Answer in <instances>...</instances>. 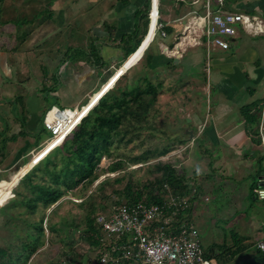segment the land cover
Returning <instances> with one entry per match:
<instances>
[{
    "label": "rangeland",
    "instance_id": "374dc122",
    "mask_svg": "<svg viewBox=\"0 0 264 264\" xmlns=\"http://www.w3.org/2000/svg\"><path fill=\"white\" fill-rule=\"evenodd\" d=\"M48 1L0 0V132L20 137L16 142H7L3 153L0 152V169L3 170H0V247H7L10 241L18 244L20 238L13 234H26L29 225L43 218L44 244L28 264H92V259L98 257L99 251L87 239L89 231L85 217L88 208L93 207L96 215L105 207L103 212H108L116 202L126 200V196L118 191L123 190L128 183L135 189L145 188V185L149 187L148 184L155 182L160 176L156 169L160 161L173 165L176 173L187 182L190 188L188 195L194 197L193 218L201 232L202 245L207 251H210L211 246L216 247L213 253L218 259L216 263L253 264L245 262L246 259L239 253L245 248L246 234H237L239 230L235 227L236 222L224 216L227 209L224 204L229 201L218 188L222 185L223 177L209 176L207 161L197 159L204 152L203 141L196 138L193 149L190 143L188 130H199L194 126L193 114L202 110L207 113V106L211 103L206 71L196 77L188 75L182 66L168 65L151 71H144L142 65L135 67L121 79L118 86L125 87L127 83H132L147 73L146 76L158 85L160 94L151 109L149 121L144 124L138 138L133 142L114 144L113 156L103 157L101 162L106 168L113 161L122 159L124 165L114 172L103 169L92 185L80 186L64 195L54 206L47 209L40 207L35 214H28L27 211L28 213L17 215L20 208L11 210V207H6L7 204H12L9 200L15 198L13 189L24 176V167L31 169L38 159L49 153V148L52 147V150L58 143L57 140L52 142V135L44 132L40 137L47 140L37 148L34 157L30 154L29 162L20 167V158L14 160L11 156L17 150L22 151L26 143H33L35 140L32 132H28V135L20 134L26 129L32 116L31 109L28 108L29 102L37 103L38 120L53 102L59 107L71 104L73 105L70 107H75L80 103H87L84 99L87 87L82 88V78H78L82 72L80 55L77 56V61H67L60 68V83L56 84L53 80L55 66L65 56L67 49H82V31L74 28V16H60L59 11L56 13ZM52 30L55 32L49 35ZM46 33L48 36L42 38ZM141 57V53L132 54L117 73L109 78V83L106 82L103 94L118 83L115 81L118 75L126 72ZM75 69L80 72L76 73ZM102 96L100 94L99 97ZM64 132L58 135L59 140L64 139ZM165 148H168L165 154L155 156ZM136 158L144 160H135ZM5 173L7 176L1 175ZM144 192L149 194L148 190ZM252 194L247 202L254 205L255 198ZM27 221L30 223L26 224ZM33 232L36 233L34 229L30 230V233ZM251 235L253 236L249 237V242H255L254 234ZM234 250L238 253L232 256Z\"/></svg>",
    "mask_w": 264,
    "mask_h": 264
},
{
    "label": "crops",
    "instance_id": "0c3cea01",
    "mask_svg": "<svg viewBox=\"0 0 264 264\" xmlns=\"http://www.w3.org/2000/svg\"><path fill=\"white\" fill-rule=\"evenodd\" d=\"M145 2L146 0H55L53 2L52 9L56 13L59 11L60 16L75 17L72 23H76L75 29L82 31V50L90 53L94 43L99 49L101 61L94 59V64L100 67L95 68L94 65L82 60V72L78 75L79 80L82 78V88L87 87L84 95L85 102L88 103L90 97L97 94L109 78L115 75L132 56L127 59V51L137 39L131 38L130 44H127L124 38L133 34L138 25H141L138 38L144 37L143 32L146 28L144 20H140L139 11ZM204 2L205 0L159 1L160 21L164 23V29L168 27L171 32L166 31V37L161 36L160 33L154 35L153 24L151 34L148 36L149 26L140 47L133 53H141L142 57L136 64L130 65L126 72L118 75L115 81L120 78L118 80L120 83L124 76L140 65L144 71L166 68L170 66L171 59H174L176 66H182L190 76L199 77L206 71L205 77L210 87L211 103L207 106V113L202 110L192 116L194 126L199 130L196 132L192 130L195 134L190 138L191 147L192 149L195 147L196 138L203 141L204 152L197 159L202 158L207 161L209 176L216 178L222 176L224 179L221 180L222 185L218 186L224 198L229 201L224 204L227 206L224 216L236 222L235 227L239 230L237 234H246L243 235L245 248L243 247L244 249L240 252L246 259L244 261L264 264V260L256 254L259 249L258 242L264 239V200L256 195V189L264 185V33L253 34L241 28L239 34L231 38L228 49L213 46L209 54L211 58H208L207 47L204 44L181 48L182 55L177 56L178 54L175 53L180 47L176 45L177 37L195 11L204 12ZM219 5L216 0H213L215 8ZM222 9L256 14L264 20V0H226ZM54 32L52 30L48 34ZM48 34L46 33L42 38ZM91 37L94 39L92 40ZM150 37L151 40H149ZM145 50L146 55H143ZM77 70L75 69L76 73L80 72ZM254 101L262 102L259 135L261 143L255 141L258 137L248 133L241 112L242 106ZM87 103H80L71 108H82ZM37 106V103L29 102L28 108L31 109L32 116L28 123V130L32 133L39 127ZM0 126L2 128V124ZM1 139L0 137V141ZM46 140L47 138L41 139L36 145L35 138L34 141L32 140L33 143H26L24 151L17 150L11 156L14 160L20 158L19 164L22 163L20 165L22 167L30 159V154L34 157L37 148ZM51 148H49L50 151ZM4 149L5 147L0 152L3 153ZM193 157L192 154L191 158ZM1 175L7 176V173ZM251 194L255 198L254 205L247 202ZM190 197L191 206L184 212L187 216L185 220L197 226L193 218L194 197ZM199 233L201 237L200 230ZM233 233L236 234L235 231ZM251 234H254L255 242H249V237L253 236ZM130 263L144 264L140 261H127L121 264Z\"/></svg>",
    "mask_w": 264,
    "mask_h": 264
},
{
    "label": "trees",
    "instance_id": "16d2710c",
    "mask_svg": "<svg viewBox=\"0 0 264 264\" xmlns=\"http://www.w3.org/2000/svg\"><path fill=\"white\" fill-rule=\"evenodd\" d=\"M55 0H49L48 4H53ZM161 0H158V3ZM152 8V0H146L144 6L139 11L140 20H144L145 32L147 34L148 28L151 23L150 10ZM48 11V9H45ZM43 10L42 12H45ZM25 21V20H24ZM160 21V18L158 19ZM141 25H138L133 34L124 38L127 44H130V39H137L133 46L127 51V59L140 47L143 38H138ZM168 33L171 30L166 27ZM52 39V38H51ZM93 40L94 37H91ZM80 48H68L66 54L61 58L55 66V74H53V80L55 83H60V68L66 64L67 61H77L80 55L81 60L91 63L93 67L98 64H94V59L101 61L99 49L96 43H94L91 52H85ZM146 50L143 55H146ZM86 55H83V54ZM76 54V55H74ZM67 56V57H66ZM150 60H148L149 62ZM100 63V62H98ZM169 64H174V59L169 61ZM100 65V64H99ZM108 80L107 84L109 83ZM116 82H119L118 79ZM115 85L103 94V88L99 90L97 94H93L90 97V101L86 104L84 110L87 114L82 118L78 126L72 133L66 134L61 142L57 138V142H60L49 153L38 160L34 166L29 169L25 166L24 176L15 185L13 194L15 198L9 200L12 204H7L6 207H11V210L20 208L19 214H35L40 207L45 209L50 208L57 204L59 200L66 194L73 192L80 186L92 185L96 179L99 178L100 172L103 169H108L110 172H114L120 169L124 165L122 159L115 160L108 166L103 167L101 163L103 157H112V147L116 143H122L126 141L133 142L138 138V134H141L144 124L149 121V114L152 107L158 101L160 89L149 76H143L132 83H127L125 87ZM100 94L103 96L100 98ZM53 105H57L55 102L51 103L39 120V127L32 134L36 138L35 144L38 145L41 141V134L44 132H51L47 129L44 123V115ZM262 102L254 101L242 106V115L245 119L246 129L248 133L258 137L256 142L261 143L259 139L260 135V122H261V110ZM28 126L20 134L28 135ZM31 133V132H30ZM134 133L136 135L134 136ZM129 134H131L129 136ZM129 136V138H127ZM0 150L6 147L8 141H16L18 135L13 134L7 136L5 132H0ZM168 151V148L163 149L157 155H163ZM135 160H144V158H136ZM28 162V161H27ZM26 162V163H27ZM156 169L160 172V176L156 178L155 182H150L145 188L135 189L131 183H128L126 187L118 191L126 196V200L118 201L116 203H133L139 200L146 202H162L165 195L168 193L165 185L170 188L171 194L175 196H188L190 197V188L183 177H180L173 165L169 163L160 162L156 165ZM184 181V182H183ZM159 185V186H158ZM158 186V187H157ZM258 186V185H257ZM148 190L149 194H145L144 191ZM193 197V196H192ZM191 198V197H190ZM115 203V204H116ZM106 209L103 208V212ZM94 208H88L87 216L85 217L88 231L87 239L95 244L97 247L100 244L99 236L101 234L100 228L97 225L96 213L94 214ZM100 213V212H99ZM177 223L186 221L187 216L182 213L177 216ZM13 219V217L11 218ZM30 222L27 221L26 224ZM34 229L36 233H30V230ZM18 240V244L10 241L7 247H0V264H28L31 257L38 251V249L44 244L43 236L45 235V228L43 225V218L36 223L29 225L26 230V234H13ZM216 250L215 246H211L210 251L206 250L208 257H217L213 253ZM237 250L232 251V256L235 255ZM241 252V251H240ZM239 252V253H240ZM256 254L264 260V251L257 249ZM214 255V256H213ZM217 259V258H216ZM218 260V259H217ZM229 260V259H228ZM112 264V263H106Z\"/></svg>",
    "mask_w": 264,
    "mask_h": 264
},
{
    "label": "built area",
    "instance_id": "2783aa9c",
    "mask_svg": "<svg viewBox=\"0 0 264 264\" xmlns=\"http://www.w3.org/2000/svg\"><path fill=\"white\" fill-rule=\"evenodd\" d=\"M225 1L216 0L220 5L215 8L213 0H205L204 12L195 11L178 35L176 45L180 47L175 54H182L180 49L186 46L204 44L209 58L213 46L228 49L231 38L239 34L241 28L253 34L264 33V20L260 16L224 10L222 6ZM155 11L157 18L154 35L160 33L166 37L164 23L158 22V4L152 0L151 27ZM84 107L52 106L44 117L52 139L58 137L64 129L66 136L72 133L88 112H85ZM165 188L168 193L162 202L139 200L116 203L108 212L97 214L96 221L101 234L97 248L99 254L92 259V264H121L127 261H140L144 264H218L216 258L206 255L196 226L186 221L177 223V216L189 210L191 198L175 196L171 194L168 185ZM256 195L264 200V185L256 189ZM257 247L264 251V239L258 242Z\"/></svg>",
    "mask_w": 264,
    "mask_h": 264
},
{
    "label": "bare ground",
    "instance_id": "6f19581e",
    "mask_svg": "<svg viewBox=\"0 0 264 264\" xmlns=\"http://www.w3.org/2000/svg\"><path fill=\"white\" fill-rule=\"evenodd\" d=\"M155 4L157 5L158 4V0H155ZM157 10V9H156ZM153 20H154V22H153V24H154V30H155V26H156V18H157V13H156V11H155V13H154V15H153ZM152 24V25H153ZM152 27L150 26V29H151ZM150 29H149V31H150ZM149 33V32H148ZM154 33H155V31H154ZM149 35V34H148ZM150 36V35H149ZM154 36V35H153ZM153 36H151L152 38H153ZM148 37V36H147ZM150 37V39L149 40H151L152 38ZM148 45H149V43H148ZM90 101V100H89ZM85 108V107H84ZM89 111V110H88ZM87 113V112H86ZM86 115V114H85ZM63 131H66V129H64ZM66 134H67V132H66ZM58 137H56V138H54V139H52L51 141L52 142H54L56 139H57ZM62 140H60V142H61ZM60 142H58L57 144H59ZM56 144V145H57ZM39 153V152H38ZM39 160V159H38Z\"/></svg>",
    "mask_w": 264,
    "mask_h": 264
},
{
    "label": "water",
    "instance_id": "95a60500",
    "mask_svg": "<svg viewBox=\"0 0 264 264\" xmlns=\"http://www.w3.org/2000/svg\"><path fill=\"white\" fill-rule=\"evenodd\" d=\"M188 131L190 132V136H191V137H194V134H193V132H192V131H190V130H188ZM188 131H187V132H188Z\"/></svg>",
    "mask_w": 264,
    "mask_h": 264
}]
</instances>
